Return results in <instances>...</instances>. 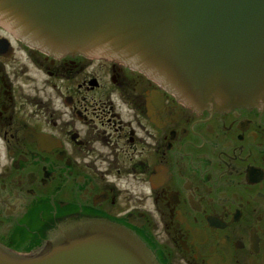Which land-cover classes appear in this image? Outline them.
<instances>
[{"label": "flooded vegetation", "instance_id": "obj_1", "mask_svg": "<svg viewBox=\"0 0 264 264\" xmlns=\"http://www.w3.org/2000/svg\"><path fill=\"white\" fill-rule=\"evenodd\" d=\"M78 220L117 223L157 264H264V104L190 106L0 25V245L35 251Z\"/></svg>", "mask_w": 264, "mask_h": 264}, {"label": "water", "instance_id": "obj_2", "mask_svg": "<svg viewBox=\"0 0 264 264\" xmlns=\"http://www.w3.org/2000/svg\"><path fill=\"white\" fill-rule=\"evenodd\" d=\"M0 21L58 53L126 58L195 106L264 104V0H0ZM0 264H155L128 232L80 223Z\"/></svg>", "mask_w": 264, "mask_h": 264}]
</instances>
